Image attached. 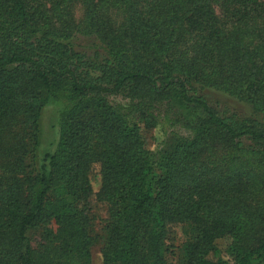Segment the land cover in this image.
I'll list each match as a JSON object with an SVG mask.
<instances>
[{
	"label": "trees",
	"instance_id": "trees-1",
	"mask_svg": "<svg viewBox=\"0 0 264 264\" xmlns=\"http://www.w3.org/2000/svg\"><path fill=\"white\" fill-rule=\"evenodd\" d=\"M79 3L105 44L99 62L68 41ZM213 88L253 115L212 107L200 91ZM49 98L67 106L56 151L35 167ZM172 100L197 115L154 159L132 114L154 127ZM261 115L264 0H0V264H92L94 196L107 206L103 264H170L165 243L184 224L181 264H264Z\"/></svg>",
	"mask_w": 264,
	"mask_h": 264
},
{
	"label": "rangeland",
	"instance_id": "rangeland-1",
	"mask_svg": "<svg viewBox=\"0 0 264 264\" xmlns=\"http://www.w3.org/2000/svg\"><path fill=\"white\" fill-rule=\"evenodd\" d=\"M113 17L117 25H121L123 17L120 11H113ZM72 19L77 29L74 30L71 38L68 40L71 46L77 52L85 55V59L89 61H101L106 55L105 44L87 29L85 23V8L82 4L79 3L73 6ZM200 93L206 97L212 107L220 112L236 113L243 117H250L253 115V111L249 104L225 92L213 88L204 89L200 91ZM110 100L113 103L125 106H129L130 104L129 100L123 98L121 95L111 96ZM66 106L67 102L64 99L49 98L47 100L39 120L38 145L30 154V160L34 164L33 166L39 167L42 164L48 165L49 160H46V156L56 151L59 139L60 112ZM132 115L131 119L140 122L144 128L147 136L148 148L155 159L157 158L158 152L163 147L170 144L174 137L178 135L187 136V134H189L186 125L188 122L193 121L192 119L197 115V111L190 110L188 114V111L182 107L177 100H172L171 102L165 101L159 104L156 109L158 124L149 128L144 126V123L139 120L138 115ZM198 115L202 114L198 113ZM259 119L264 123V115H261ZM89 178L94 191L98 192L101 188L102 180L97 166L92 169ZM90 207V215L92 217L90 233L95 239L94 245L92 246V264H103L102 251L107 237V230L105 229L108 216L107 206L99 202L94 196ZM42 233V228H36L30 233L31 242L35 248L41 242ZM189 233L190 226L188 224L178 226L175 230V234L165 243L164 255L168 263L181 264L183 262L185 244L189 241ZM229 243V239L216 240L217 247L224 255L226 254L225 251Z\"/></svg>",
	"mask_w": 264,
	"mask_h": 264
}]
</instances>
